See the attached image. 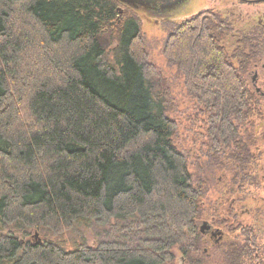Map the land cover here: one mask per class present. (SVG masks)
<instances>
[{"label":"trees","instance_id":"trees-1","mask_svg":"<svg viewBox=\"0 0 264 264\" xmlns=\"http://www.w3.org/2000/svg\"><path fill=\"white\" fill-rule=\"evenodd\" d=\"M229 32L198 14L163 51L223 139L262 114L246 75L254 45L238 44L236 66ZM163 87L138 21L112 0H0V264H176L175 246L202 264L189 255L202 242L204 191L175 143ZM234 144L232 159L256 156L247 141ZM113 220L137 244L67 249L48 237ZM33 230L42 242L27 238ZM241 248L237 258L250 254Z\"/></svg>","mask_w":264,"mask_h":264},{"label":"rangeland","instance_id":"rangeland-1","mask_svg":"<svg viewBox=\"0 0 264 264\" xmlns=\"http://www.w3.org/2000/svg\"><path fill=\"white\" fill-rule=\"evenodd\" d=\"M205 9L220 12L221 15L232 9V25L225 45L236 66L240 64L239 58L234 56L237 39L252 41L258 61L261 64L264 62V1L243 5L234 0H194L173 19L159 20L143 12L127 13L125 19L131 16L139 23L142 50L147 61L158 71V79L164 86L163 96L168 102V115L176 122L175 143L188 160L194 185L203 188L205 213L198 220V227L200 229L204 221H209L225 231L224 239L218 244L215 238L203 236L200 248L190 252L189 258L200 260L202 264H258V260L264 264V101H260L261 115L253 114L252 121L236 123V139L235 135L226 139L219 134L213 137L209 113L186 87L183 73L168 61L163 52L167 38L178 26ZM103 41L108 44V39ZM114 46L115 42L107 47L111 51ZM261 79L264 80V72ZM237 139L247 141L255 153L250 162L242 164L232 159ZM122 226L117 220L109 226L90 222L62 235L48 234V237L67 249L82 243L96 244L110 240L132 246L137 244L135 232H122ZM27 238L42 242L45 233L33 230ZM244 245L248 246L250 254L237 258L236 251H241ZM236 246L239 248L235 249ZM178 247L174 248L175 263L188 264ZM253 257L259 259L254 260Z\"/></svg>","mask_w":264,"mask_h":264},{"label":"flooded vegetation","instance_id":"flooded-vegetation-1","mask_svg":"<svg viewBox=\"0 0 264 264\" xmlns=\"http://www.w3.org/2000/svg\"><path fill=\"white\" fill-rule=\"evenodd\" d=\"M116 4L119 16L125 19L127 13L143 12L157 17L159 20L173 19V17L180 15L186 10L194 0H112ZM231 1V0H229ZM243 5H252L253 3H261L264 0H234ZM215 12V11H214ZM211 9H205L198 14H208L218 16L222 21H225L229 29H231L233 15L232 9H227L225 15H221L220 12L214 13ZM219 13V14H218ZM196 14V15H198ZM194 15V16H196ZM193 16V17H194ZM228 35L226 36V38ZM238 44H243L249 39H237ZM257 50L255 49V53ZM258 55L255 59L251 60V64L248 67L247 79L248 85L251 91L254 92L259 101H264V80L261 79V73L264 72V62L262 64L258 61ZM202 236L208 238H215L216 244L220 243L225 237V231L216 227L209 221H204L200 226Z\"/></svg>","mask_w":264,"mask_h":264}]
</instances>
